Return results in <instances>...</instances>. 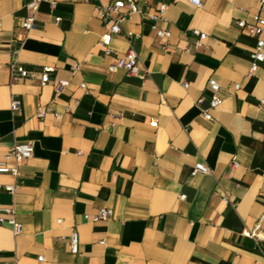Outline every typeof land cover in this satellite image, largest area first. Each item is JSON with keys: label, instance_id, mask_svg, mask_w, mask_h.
Masks as SVG:
<instances>
[{"label": "crops", "instance_id": "0c3cea01", "mask_svg": "<svg viewBox=\"0 0 264 264\" xmlns=\"http://www.w3.org/2000/svg\"><path fill=\"white\" fill-rule=\"evenodd\" d=\"M29 1L0 0V161L15 143L35 150L19 177L0 173V186L18 185L0 190V217L13 207L23 227L0 225V264H264V241L242 235L264 215V62L249 74L257 37L236 26L264 18L261 0H134L143 12L110 47L131 45L143 77L111 73L99 45L97 7L127 0H43L27 33ZM164 3L168 40L151 20ZM14 60L29 77H11ZM210 80L222 100L212 121ZM198 163L210 173L193 175ZM103 208L107 219L85 220Z\"/></svg>", "mask_w": 264, "mask_h": 264}, {"label": "built area", "instance_id": "2783aa9c", "mask_svg": "<svg viewBox=\"0 0 264 264\" xmlns=\"http://www.w3.org/2000/svg\"><path fill=\"white\" fill-rule=\"evenodd\" d=\"M43 0H30L27 4L28 16L25 18L23 22V30L29 33L36 24V14L39 11L40 4ZM101 1V0H98ZM180 2H188L196 7L202 6V0H177ZM261 3L264 4V0H261ZM55 2L52 3L54 5ZM97 9L100 13V18L103 23L106 25V32L101 36L99 45L104 49L105 54L107 56H113L114 62L109 66V71L111 73H115L121 69L125 70L129 75L135 77H143L142 68L140 66V61L138 57L137 51L130 45L128 51L122 55L116 53L113 49H111V42L116 35H120L122 33L121 23L125 21L128 17L134 14L142 13V9L134 0L124 1H115L108 4H100ZM168 9L167 4H162L159 7V10L156 14L151 15L152 20V28L156 31L157 37L160 39L168 40L171 36V32L167 28H161L158 26V22L162 21L167 24L168 21L165 17ZM1 25V24H0ZM236 26L240 31L247 30L252 36L257 37V43L254 50L251 52V65L249 74L253 75L258 69L259 65L264 62V18L260 15H255L252 18V22H248L246 20H240L236 23ZM194 34L199 37V40L196 43V46H202V40L206 37V35L202 34L200 31L195 30ZM133 37L132 33H128L127 39ZM166 48L167 45L165 44ZM15 54H17L15 52ZM1 67V66H0ZM11 77L15 80H19L20 78H27L30 76V72L27 71L22 65L18 63L17 60H14L9 64ZM55 72V68L52 66H46L43 68L41 73V82L42 85H46L50 82V76ZM67 83L62 82L57 86L58 90L66 87ZM188 84H185L184 87L188 88ZM209 86L212 91V98L210 102V106L208 109L202 110V115L206 120L212 121L213 116L211 114L212 111L217 109L221 104L222 100L219 97L220 84L216 80H210ZM82 88H86V85L83 84ZM240 85L236 86V89H239ZM202 101H199L200 104ZM19 109V102H12V110L17 111ZM48 109L42 108L39 110V117H43ZM151 126L156 128L158 126L157 122H152ZM34 146L30 143H15L8 155L5 157L4 161H0V173H8L14 177H19L20 175V167L24 163L31 159L34 156ZM14 161V166H9L8 162ZM233 166L237 167L238 163L234 160ZM199 173L209 174L210 170L205 165L198 163L193 171V175H197ZM18 189V185H6L0 186V190H5L9 193H14ZM181 199H186V196H181ZM227 202V200H225ZM3 213L8 215V218L0 217V225L7 224L9 225L15 235H19L22 233V225L18 222L15 210L13 207H8L3 209ZM112 213L110 209L103 208L96 215L90 216L85 215V220L98 222L100 220H105ZM61 223V221H58ZM264 223V215L261 217L259 222L257 223L255 229L249 230L245 229L242 232L244 237L252 238L258 242L264 241V232L262 231V225ZM70 249L71 253L74 255L79 254V246L80 239L77 231H73L70 239ZM44 258L40 257L39 261H43Z\"/></svg>", "mask_w": 264, "mask_h": 264}]
</instances>
